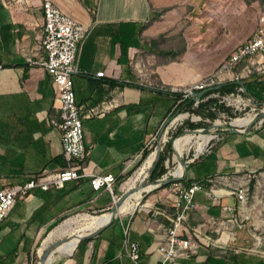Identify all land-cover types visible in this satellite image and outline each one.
Masks as SVG:
<instances>
[{
    "label": "crops",
    "instance_id": "1",
    "mask_svg": "<svg viewBox=\"0 0 264 264\" xmlns=\"http://www.w3.org/2000/svg\"><path fill=\"white\" fill-rule=\"evenodd\" d=\"M43 1L0 0V190L24 186L65 165L61 133L51 123L60 113L56 87L41 65L47 59L41 48ZM51 1L90 28L71 78L89 153L78 170L85 177L62 189H32L26 199L17 200L0 222V264H33L38 244L46 242L49 230L64 217L75 214L90 221L95 216L88 213H108L115 198L125 194L117 184L133 170L180 102L173 93L214 72L258 24L256 19L243 33L246 4H219L218 26L209 24L203 43L205 36L193 22L192 32L185 29V19H193L200 0ZM206 3L209 9L216 6L215 0ZM172 41L185 46L168 47ZM201 59L213 61L205 72ZM98 72L104 77H97ZM241 73L239 67L236 75ZM240 77L228 82L243 85L245 97L264 106V74ZM220 136L186 163L179 176L184 187L201 186L194 198L196 209L185 222L195 231L197 248L182 264H264V225L249 216L247 202L233 193L246 184L229 180L264 171V123L235 131L227 127ZM155 156L147 158L126 189L147 177ZM93 175H112V192L105 187L94 190ZM172 185L134 194L98 236L77 243L53 264H158V247L174 213ZM132 243L138 247L137 260L130 256Z\"/></svg>",
    "mask_w": 264,
    "mask_h": 264
},
{
    "label": "built area",
    "instance_id": "2",
    "mask_svg": "<svg viewBox=\"0 0 264 264\" xmlns=\"http://www.w3.org/2000/svg\"><path fill=\"white\" fill-rule=\"evenodd\" d=\"M42 10L44 25L41 48L46 52L47 59L41 62V65L51 74L56 87V103L60 113L57 118L51 119V123L61 133L65 165L57 173L39 174L24 186L1 189L0 222L8 217L18 199H26L29 196L30 190L62 189L66 183L79 181L85 177L78 170L89 153L84 141L83 122L76 104L71 78L76 72L81 46L88 37L90 28L64 14L51 0L43 1ZM239 67H242L240 75L242 77L244 74L246 76L253 73L264 74V13L259 15L252 36L227 56L215 72L176 92L182 94V99H193L194 107H197L209 98L219 97L218 94H212L203 98L199 97L198 93L230 80H240L241 77L236 75ZM96 76L102 78L104 72H98ZM237 93L222 96L220 102L226 105H232L234 101L238 102L242 99L240 93H245L243 85L238 86ZM168 177L166 175L163 179ZM115 182L116 179L112 175H93L90 183L94 190L105 187L112 192ZM172 186L176 193V199L173 201L174 213L170 218L171 226L166 232V237L158 247L161 256L158 264H182V260L189 258L197 248L193 240L195 231H191L185 222L196 209L194 198L201 186L194 183L190 187H184L178 182H174ZM246 190L240 188L233 193L237 191L238 198L246 202L248 199ZM130 256L133 260L139 258L136 244H130Z\"/></svg>",
    "mask_w": 264,
    "mask_h": 264
},
{
    "label": "rangeland",
    "instance_id": "3",
    "mask_svg": "<svg viewBox=\"0 0 264 264\" xmlns=\"http://www.w3.org/2000/svg\"><path fill=\"white\" fill-rule=\"evenodd\" d=\"M215 1H216V6L215 4L210 5L211 9H209L206 3V0H200V3H199L200 5L198 7L199 10L197 11V13L194 14L193 19H185V22L187 21L186 25L188 27V28L186 27L185 29H190V31L192 32L191 23L193 22L195 24L194 27L197 28V31H199V33L205 36L203 37L204 38L203 43H207L206 34L208 32L209 24L211 25L215 24V26H218L217 17L222 14L221 12H219V7H218L219 4H221L222 8H223L224 3L227 5H233V6H238L239 4H243V5L246 4L247 6L246 10L248 11V17H247V21L242 24L243 33L249 32L255 20L258 19L260 14L264 13V0H215ZM208 11L211 12L210 13L211 17H209ZM213 16H215L214 17L215 19H213ZM167 46L180 48L181 46H185V43L180 44L179 42L176 43V41H172V44H167ZM200 47H202L201 49H204L206 48V44H200ZM212 62L213 61L201 59L199 62L201 72L202 71L205 72L206 68H209ZM186 63H191V62H186ZM216 68L217 67H215V69ZM236 94H238L237 91L235 92V95ZM240 96L242 97V99H239L238 102L234 101L232 105H228V104L226 105L224 103L227 107H229L232 110L231 111L232 115L221 113L218 119H216L215 121H211L208 119L205 120L199 116H196L190 113H181L177 115L176 117H171L167 120L165 126L157 134H155L154 137L150 140L148 147H147V151L149 152V155L153 153L156 154L155 160H154L156 161L159 157V154L164 152L165 145L172 139V152L170 153V162L166 163V167L168 169L167 175L169 176L168 178H171V176L175 174L180 164L182 165L183 169H185V164L190 162L197 155H201L204 152V148H206L207 145H209L211 142H216L217 140H219V138L221 137L220 134L222 133L223 129L226 130V128L229 127V128L244 130L245 128H247V126H250V127L260 126L261 122L263 125L264 121L262 120H264V118H260L258 116L264 113V106L255 105V103H253L252 100H248L245 97L244 93H240ZM248 117H252L251 123L249 125L242 127L241 125L238 126L235 124V121L237 119L246 120L248 119ZM188 120L194 123L205 122L206 126L204 128H201V129H205V132L197 133V135L206 134V136H210L211 139L202 150H200V144L203 142L198 143L196 139L192 140L190 143L185 145L184 148L182 147V153L180 156H178L176 155L175 149L173 147L175 140L182 138L183 136H186L188 134H191L189 132L193 130L185 129L184 134H182L181 136L175 137V135L177 131L179 130V128L183 127V124L185 123V121H188ZM214 124H217L218 127H214ZM145 161L146 160H144L140 164L139 167L135 168V166L137 165L136 164L133 170L125 177V179L117 184V187H121L123 185V189L125 190L124 193L127 190H129V189H126L125 184L130 179L132 182L137 177V173L140 170V168L144 165ZM152 165L149 169H147L148 175L143 180V182H137L136 184L137 188L146 187L147 185L152 184L149 182V175L152 169ZM229 180H236L238 182H241L243 185L246 184V189H247L246 192L248 194V199L246 201L247 202L246 203L247 213L252 218L260 219L262 221V224L264 225V171L255 172L251 174L250 176L246 174H240V175H237L235 178H230ZM115 189L116 187H114V190ZM124 193L120 195L122 196ZM115 199H116L115 200L116 202L119 200V198H115ZM110 211L111 210L107 212H110ZM88 214H91L92 216H98L96 214L102 215L101 213H96V214L88 213ZM89 223L90 221H88V217H85V216H75L74 214L72 216L66 217V220L62 222L60 225H58V227L53 231L54 232L53 236L50 237L49 235V238L46 240V242L44 241V243L38 244L35 257L33 258V264L45 263L44 261L46 259H43V256L51 244H53L56 241L66 239L73 234L84 233L85 227L88 226Z\"/></svg>",
    "mask_w": 264,
    "mask_h": 264
},
{
    "label": "trees",
    "instance_id": "4",
    "mask_svg": "<svg viewBox=\"0 0 264 264\" xmlns=\"http://www.w3.org/2000/svg\"><path fill=\"white\" fill-rule=\"evenodd\" d=\"M171 55V53H169ZM174 56V54H173ZM238 82H227L223 83L211 88H207L205 93L202 95L203 98H206L212 94H218V98H209L204 102H201L197 107H194V100L191 98L188 99H182V94L181 93H173V95L176 97L177 100H180V102L176 105L174 110L169 114L168 119L171 117H176L177 115L181 113H190L194 114L196 116L201 117L202 119H208L211 121H215L218 119L219 115L221 113L227 114V115H232V110L227 107L224 103H221V97L225 96L227 94H232L237 91L238 88ZM206 126L205 122H199V123H194L190 120L185 121L183 124V127H180L179 130L177 131L175 137L181 136L184 134L185 129L189 130H194V129H201ZM164 152L159 154V157L156 161H154L152 165V169L149 175V182L150 183H155L156 181L164 178L167 173L168 169L166 167V163L170 162V153L172 152V139L165 145ZM151 155V154H150ZM149 152L147 149L144 150L142 157L140 161L137 163L136 167H139L140 164L144 161L147 160V158L150 156ZM182 181V180H180ZM178 181V183L180 182ZM174 183V182H173ZM172 183V184H173ZM190 183V182H189ZM171 185V183H164L162 184L163 187H167ZM191 185H187V187H190ZM99 215V214H96ZM66 220V217L62 218L61 220L57 221L53 227L49 230L48 233H50L53 229L58 227L63 221ZM48 236V234H47ZM45 236L44 240L47 238ZM92 239H87L84 240L83 242H90Z\"/></svg>",
    "mask_w": 264,
    "mask_h": 264
},
{
    "label": "bare ground",
    "instance_id": "5",
    "mask_svg": "<svg viewBox=\"0 0 264 264\" xmlns=\"http://www.w3.org/2000/svg\"><path fill=\"white\" fill-rule=\"evenodd\" d=\"M251 120H252V117H248V119H246V120L237 119L235 121V124L236 125H246V124L250 123ZM210 138L211 137L210 136H206V134L205 135L204 134L203 135L202 134H200V135L188 134L186 136H183L182 138H179V139L175 140V143H174L175 152H176V154L178 156H180L181 153H182V147L184 148L185 145H187L188 143H190L194 139H196V141L198 143L203 142V143L200 144V150H202L207 145V142H208V140ZM183 170L184 169H183L182 165L180 164L179 165V169H178V171H177V173L175 175L176 176H181L182 173H183ZM143 180L144 179L140 180V182H143ZM153 187H154V185L150 184V185H147L146 187H138L137 188L136 185H135V186L129 188V190H127V191H131V190H135V189L137 191L135 193H131L128 196V198L120 206L119 210L123 207L125 202H127V200L129 198H131L134 194H136V193H138V192H140L142 190L150 189V188H153ZM110 219H111V213L110 212L104 213L102 215L95 216L94 218H92L90 220V223L88 224V226L85 227V232L84 233L73 234V235L70 236L71 237L70 240H67V241H65V242H63L61 244L56 245L55 247H52V249L50 250L49 254L47 255L46 260L44 261L45 263H43V264H53V262L55 261V259L57 257L68 255L78 243L76 237H82V236H84V235H86V234H88L90 232H93V231L99 229L100 227H102L103 225L108 223L110 221ZM87 231H89V232H87ZM53 244H55V242ZM53 244H51V245H53Z\"/></svg>",
    "mask_w": 264,
    "mask_h": 264
},
{
    "label": "water",
    "instance_id": "6",
    "mask_svg": "<svg viewBox=\"0 0 264 264\" xmlns=\"http://www.w3.org/2000/svg\"><path fill=\"white\" fill-rule=\"evenodd\" d=\"M205 92L202 91L200 93H198L197 95L200 97L204 94ZM258 117L260 118H264V113L263 114H260ZM164 127V126H163ZM214 127H218L216 124H214ZM234 131L236 130L235 128H232ZM201 132H205V129H196V130H193V131H190L189 133L191 134H194V135H197V133H201ZM173 147H174V144H173ZM182 179V177H179V176H176L175 174L173 176H171V178H167V179H160L158 181H156L155 183H153L154 186H158V185H162L164 183H173V182H178ZM137 190H131V191H127L125 192V194L119 198V200L114 204V206L111 208V219L108 223H106L105 225H103L102 227H100L99 229L93 231V232H90L82 237H76L77 239V242H81L83 240H87V239H91V238H94L96 236H98L105 228H107L114 220V218L117 216L118 212H119V208L120 206L123 204V202L128 198V196L131 194V193H135ZM64 222V221H63ZM52 232V231H51ZM50 232V233H51ZM49 233V234H50ZM48 234V236H49ZM47 236V237H48ZM71 237L67 238V239H62V240H59L57 242H55V244L51 245L47 250L46 252L44 253V256H43V259H46L47 258V255L49 254L50 250L52 249V247H55L56 245L58 244H61L67 240H70Z\"/></svg>",
    "mask_w": 264,
    "mask_h": 264
}]
</instances>
